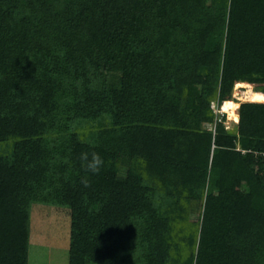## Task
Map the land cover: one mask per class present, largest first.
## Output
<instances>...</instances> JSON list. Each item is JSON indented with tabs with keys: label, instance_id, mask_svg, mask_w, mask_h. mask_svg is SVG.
Returning a JSON list of instances; mask_svg holds the SVG:
<instances>
[{
	"label": "trees",
	"instance_id": "obj_1",
	"mask_svg": "<svg viewBox=\"0 0 264 264\" xmlns=\"http://www.w3.org/2000/svg\"><path fill=\"white\" fill-rule=\"evenodd\" d=\"M239 84L264 97V0H0V264L34 204L68 212V264H264V162L236 150L264 103L236 133L211 108Z\"/></svg>",
	"mask_w": 264,
	"mask_h": 264
},
{
	"label": "rangeland",
	"instance_id": "obj_2",
	"mask_svg": "<svg viewBox=\"0 0 264 264\" xmlns=\"http://www.w3.org/2000/svg\"><path fill=\"white\" fill-rule=\"evenodd\" d=\"M241 85L234 86L231 94V98L237 104L235 111L237 116L240 103L253 102L246 98L240 100L235 98L241 93L247 92V89ZM253 88L254 86L251 88V92L255 93ZM211 105L215 106V112L221 110V106L217 108L215 102ZM215 115L218 120H221L225 130L229 129L230 132L236 133L237 126L229 119L228 114H221L220 112ZM234 127H236L235 131L230 130L234 129ZM203 128L213 130L214 126L204 124ZM237 147H240V145L238 144ZM30 218V238L28 244L22 247L2 246V257L24 261L26 264H68L70 235L68 212L54 206L34 204L31 208Z\"/></svg>",
	"mask_w": 264,
	"mask_h": 264
},
{
	"label": "bare ground",
	"instance_id": "obj_3",
	"mask_svg": "<svg viewBox=\"0 0 264 264\" xmlns=\"http://www.w3.org/2000/svg\"><path fill=\"white\" fill-rule=\"evenodd\" d=\"M244 86L247 89V92H243L240 95L236 96L235 98L240 100L243 98H246L247 100H252L253 102L256 103H264V97L262 96H258V95H254L251 92V87L250 86H245V85H241ZM238 93V92H237ZM239 96H241L239 98ZM236 102L235 101H226L221 105V113H226L229 116V119L233 121V123L237 124L238 122V118L237 115L235 114L236 111Z\"/></svg>",
	"mask_w": 264,
	"mask_h": 264
},
{
	"label": "clouds",
	"instance_id": "obj_4",
	"mask_svg": "<svg viewBox=\"0 0 264 264\" xmlns=\"http://www.w3.org/2000/svg\"><path fill=\"white\" fill-rule=\"evenodd\" d=\"M81 160L83 162L82 166L87 170L91 171L93 173H97L100 169V167L103 164V160L100 158V156L93 152L91 153V158L89 159V154L88 153H83L81 155ZM82 183L84 184L85 187L89 186L88 181L82 180Z\"/></svg>",
	"mask_w": 264,
	"mask_h": 264
},
{
	"label": "built area",
	"instance_id": "obj_5",
	"mask_svg": "<svg viewBox=\"0 0 264 264\" xmlns=\"http://www.w3.org/2000/svg\"><path fill=\"white\" fill-rule=\"evenodd\" d=\"M211 108H212V110H213V112H214L215 114L220 113L219 110L215 112V106L211 105ZM221 114H222V113H221ZM218 121L221 122V120H218ZM226 130H227V129H226ZM227 131H228V130H227ZM228 132H230V131H228ZM236 150H237V151H240L242 154H245V153H252L255 157H259V158H261V159L263 160V162H264V150H258V151L243 150V149L240 148V147H237Z\"/></svg>",
	"mask_w": 264,
	"mask_h": 264
}]
</instances>
